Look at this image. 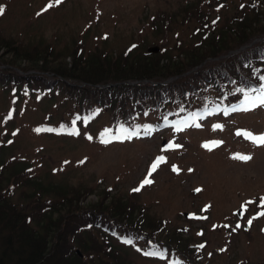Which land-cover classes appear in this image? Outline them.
Wrapping results in <instances>:
<instances>
[{
  "label": "trees",
  "instance_id": "1",
  "mask_svg": "<svg viewBox=\"0 0 264 264\" xmlns=\"http://www.w3.org/2000/svg\"><path fill=\"white\" fill-rule=\"evenodd\" d=\"M226 1L197 0L182 9L149 10L144 24L115 47L108 33L96 34L98 24L92 25L91 20L78 33L42 42L23 32L8 33L0 25V86L14 99L39 96V102L53 105L44 121L32 125L43 134L69 137L85 125L106 133L120 126L166 130V118L172 120L202 104L227 105L243 95L237 89L264 83L260 79L264 76V8L260 0L250 1L251 14L232 17L230 28L217 30L215 23L223 12L211 10ZM91 32L96 34L94 39ZM258 35L263 38L247 49L210 60L181 76L205 57L227 53ZM57 39L63 48L55 44ZM151 44L160 49L150 51ZM136 78L150 80L125 81ZM102 114L105 119L99 127L96 123ZM81 117L88 120L81 122ZM8 133L4 126L1 134L6 138ZM13 144L0 139V264H137L122 249L126 246L118 241L120 235H129L142 247L181 254V264L202 263L194 237L184 234L186 224L172 229L148 205L113 193L106 184L99 197L89 201L84 198L93 191L91 187L71 185L60 191L65 186L43 185L32 171L34 160L14 150Z\"/></svg>",
  "mask_w": 264,
  "mask_h": 264
},
{
  "label": "rangeland",
  "instance_id": "2",
  "mask_svg": "<svg viewBox=\"0 0 264 264\" xmlns=\"http://www.w3.org/2000/svg\"><path fill=\"white\" fill-rule=\"evenodd\" d=\"M1 1H4L3 4ZM242 1L245 2L243 6ZM250 1L257 4L254 0H227L222 8H212L211 13L223 12L216 21L215 28L226 30L234 23L229 24L232 17H240L248 11L251 14ZM196 2L197 0H63L57 5L55 0H0V4L5 7L0 25L8 33L23 32L29 39L35 38L42 42L43 39H53L57 35L61 37L78 33L79 27L91 20L92 25L98 24L94 27L98 31L96 34L108 33V39L115 47L144 24L147 11H155L164 6L182 9ZM263 2L264 0H260L262 8ZM49 4L52 5L51 8L48 7ZM246 17L247 13L244 19ZM193 19L199 21L196 17ZM194 24V21L191 22L188 29ZM96 34L91 32L90 38L94 39ZM260 38L245 41L248 44L243 46L242 43L234 52L247 49ZM89 43L91 44L90 41ZM55 44L63 48L60 40ZM228 54L229 52L216 57L207 56L198 66L211 59L220 60ZM69 56L66 57L70 58ZM13 106L16 111L7 124L10 136L2 138L1 131L6 119V116L2 118V114L7 110L11 114ZM52 108L51 103L39 102V96L18 98L13 103L0 86V139L11 141L14 143V150H22L24 156L34 160L35 168L32 171L40 177L43 185L52 182L54 185L65 186L60 191H66L71 185L76 189L83 185L93 188L84 198L85 201L97 199L103 185L112 186L113 193L126 194L127 198L148 205L151 213L167 219L172 229L177 230L181 224H186L191 228L184 233L186 236L200 239L199 242L208 238L201 249L202 257L198 258L201 264H238V260L247 257L251 260L247 264H264V216L256 215L260 199L258 203L254 201L258 193L264 192V145L249 138L252 134H264V107L248 112H230L228 115L219 112L205 118L202 125L192 124V127L187 126L181 131L165 132L156 126L145 128L144 130L150 129L151 134H141L127 141L114 140L109 144L101 141L111 139L110 133L99 129L94 131L87 125L81 126L80 131L76 132L78 134L72 133L69 137H56L55 132H52L53 135L43 134L32 127L44 121ZM104 119L102 114L96 124L101 127L103 124L100 123ZM51 122L54 123L53 120ZM249 131L252 132L251 135H248ZM89 136L92 138L89 139ZM166 139L181 147L163 151ZM205 144L208 145L207 148L204 147ZM161 152L168 154V158L152 174L154 183L143 187L140 192H133L132 189L145 179L150 162ZM237 154L251 158H233ZM81 160L84 161L83 164L79 163ZM64 161L69 163L64 164ZM174 165L180 169L178 173L172 170ZM198 188L201 191H195ZM246 201L255 203H249L244 211L241 206ZM188 212L193 215L189 217ZM194 212L201 213L202 217L196 216ZM249 219H252L251 232L247 233L244 226ZM238 220H241L240 227H237ZM202 226L205 228L204 234L197 237L196 230ZM117 239L128 244L126 241L131 237L128 235L123 240L120 235ZM131 247L122 249L131 254L137 264H178L177 261L182 259L178 257V260L166 262L147 259L140 252L144 254L143 251L149 250L150 246L143 248L138 245L139 254Z\"/></svg>",
  "mask_w": 264,
  "mask_h": 264
},
{
  "label": "snow or ice",
  "instance_id": "3",
  "mask_svg": "<svg viewBox=\"0 0 264 264\" xmlns=\"http://www.w3.org/2000/svg\"><path fill=\"white\" fill-rule=\"evenodd\" d=\"M63 2V0H55V4L59 5ZM49 8L52 7L51 4L48 5ZM219 7H223V5H220ZM44 11H47V9H44ZM5 14V7L0 5V16H3ZM39 15V13L37 14ZM155 19V18H153ZM135 47V45L133 46ZM260 79L262 81H264V76H261ZM236 91L241 92L244 94V107L241 108H236L235 106L232 107V111H243V112H248V111H252L256 108L259 107H264V83H261L259 85L258 88H248V89H244V88H240L237 89ZM221 112H223V109H220ZM214 113H209V115H212ZM225 115H228L229 113L224 112ZM200 117H196V119H199ZM88 120V117H81L80 121L81 122H86ZM77 121H73V125H76ZM186 123V122H184ZM188 127H192L193 125H187ZM195 126H199L198 124H196ZM177 131H181L182 129L180 128H176ZM37 131H40V129H37ZM107 131V130H106ZM119 135H116V131L113 130L110 135H111V139H104L101 142L105 143V144H109L112 143L114 140H120V141H127V140H131L133 137H138L141 134L143 135H149L151 134V130H142V131H137L136 129L130 128V127H125V126H120L119 128ZM73 134H78V133H73ZM238 134H242V133H238ZM89 139H91L92 137H88ZM253 142L264 145V134H252L249 137ZM9 143H11V141H9ZM181 147V145L178 144H170V145H165L164 149H162L163 151H168L171 149H175V148H179ZM205 148L208 147L207 144L204 145ZM233 158H240V159H250L251 157L249 156H243V155H239L237 154V156H234ZM166 157L165 156H158L156 157V159L149 165V170L147 172V175L145 177V179H143V181L141 182V184L132 189L133 192H140L143 187L151 185L154 183V181L151 179V176L153 173H155L157 171V169L160 167L161 164L166 163ZM68 161H64V164H68ZM79 163L83 164L84 161L81 160L79 161ZM172 170L174 172H179L180 169H178L175 165L173 166ZM55 171V170H54ZM189 171H193L192 169H189ZM195 191L199 192L201 191V189H195ZM249 203H255L254 201H246L241 207L244 209V211L247 210V205ZM260 208L261 211L257 214L258 216H264V197L260 198ZM252 223V219L248 220V224L251 225ZM225 227H231L230 225H225ZM237 227H240V225H237ZM234 230V229H233ZM126 243L128 244H132L133 240L129 239L126 241ZM201 247H203V245H201ZM145 256H158L160 255L159 252L156 251H151V252H144Z\"/></svg>",
  "mask_w": 264,
  "mask_h": 264
},
{
  "label": "water",
  "instance_id": "4",
  "mask_svg": "<svg viewBox=\"0 0 264 264\" xmlns=\"http://www.w3.org/2000/svg\"><path fill=\"white\" fill-rule=\"evenodd\" d=\"M243 46H244V45H243ZM243 46H242V47H243ZM159 48H160V46H158V45H153V46H151L150 50H151V49L159 50ZM137 80H138V81H141V79H136L135 81H137Z\"/></svg>",
  "mask_w": 264,
  "mask_h": 264
}]
</instances>
